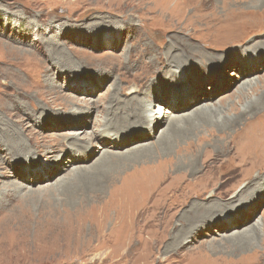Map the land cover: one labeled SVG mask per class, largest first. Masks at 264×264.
I'll return each mask as SVG.
<instances>
[{"label": "rangeland", "instance_id": "obj_1", "mask_svg": "<svg viewBox=\"0 0 264 264\" xmlns=\"http://www.w3.org/2000/svg\"><path fill=\"white\" fill-rule=\"evenodd\" d=\"M175 1L0 0V264L264 261L261 229L245 255L208 247L264 224V158L245 167L244 145L234 143L263 125V113L229 131L195 114L234 102L219 117L237 118L264 100V15L252 0ZM226 3L243 23L236 38L213 42ZM150 59L158 64L147 67ZM192 93L201 98L191 105ZM151 103L173 114L153 134L137 117ZM98 134L125 140L103 149ZM103 151L125 155L122 164H97ZM244 175L258 176L246 193ZM213 201L230 203L197 207ZM131 219L141 244L127 262L120 245L134 233Z\"/></svg>", "mask_w": 264, "mask_h": 264}, {"label": "bare ground", "instance_id": "obj_2", "mask_svg": "<svg viewBox=\"0 0 264 264\" xmlns=\"http://www.w3.org/2000/svg\"><path fill=\"white\" fill-rule=\"evenodd\" d=\"M197 1V0H196ZM196 1L194 2V0H185V1H183V0H176L175 1V6L177 7V5H179L180 6V4H181V2H182V4L183 5H185L186 6V4H185V2L186 3H190V5H191V3H192V7H194V6H196ZM208 1V0H207ZM253 1V3H254V9H255V11L256 10H258V11H260V12H258L259 13V15H264V0H252ZM206 1H201V2H197L198 4H197V6L199 7V5H203V3H205ZM228 2V1H227ZM235 3V2H234ZM206 4V3H205ZM189 5V6H190ZM196 6V7H197ZM187 7V6H186ZM188 8V7H187ZM200 8V7H199ZM199 8H198V10H199ZM176 9V8H175ZM180 9H181V11L182 12H184V8H183V10H182V7H180ZM224 13L220 16V18H218L216 21H217V25H216V28H212V31H211V33L210 34H213V37L214 38H216V40H214L213 42H216L217 40H219L220 39V35L222 36V38H224V39H227L228 37H231V36H234L235 38L237 37L236 36V34H237V31L239 30V25H241L242 23H243V21L241 20L242 19V17H241V12H237V11H233L232 9H231V6L229 5V3H226L225 5H224ZM197 10V11H198ZM196 12V11H195ZM187 15V14H186ZM185 15V16H186ZM254 15H256V14H254ZM170 16V15H169ZM184 17V16H183ZM171 21V20H170ZM173 23V22H172ZM205 25V24H204ZM206 47V46H205ZM210 47H211V45H210ZM146 53H148V51H145ZM157 52V51H156ZM151 54H153V53H151ZM152 57V55L150 56V58ZM167 59H170V58H168L167 57ZM172 59V61H174V62H177L180 58L179 57H172L171 58ZM150 63H148V62H146V66L147 67H154L155 66V64L157 63V62H155V61H153V60H151L150 59ZM158 64V63H157ZM152 65V66H151ZM150 71L151 70H149V73H150ZM146 77H147V75H146ZM252 85L253 84H247V85H245V87L243 88V89H241V90H239L238 91V93H237V98L238 99H240V101H242L243 100V98H245V96H246V88L248 87V90H249V88H250V86L252 87ZM142 86V85H141ZM142 88V87H141ZM145 88V91H146V89L147 88H149V85L148 84H146V86L144 87ZM144 88H142V89H144ZM149 90V89H148ZM147 92H149V91H147ZM143 93H146V92H143ZM247 93H248V91H247ZM194 93H192V95H191V105L195 102V100H198V99H200L201 98V96H200V94L199 93H197L196 94V96L195 95H193ZM143 99V98H142ZM231 101V100H230ZM252 102V101H251ZM233 103L234 102H230V103H228V104H226V106H222V107H219V106H210V105H202L201 107H199L198 108V110H197V112L195 113L196 114V116H198L200 119H204V120H210L212 123H215V125H217V126H219V128L221 129V130H223V131H225V130H227V131H229V130H233V129H235L238 125H239V123H240V120H242V118H245V117H248L249 115H250V113H252L253 114V112L254 113H259V112H261V113H263L262 114V118L264 119V109H262V107L261 106H263L264 105V100H261V101H259V103L256 105V104H254V103H249L250 104V106H247V108L248 109H251V111H242L243 113L240 115V116H238L237 118H233V117H230V115L227 117L228 119H223L222 118V120H220V117H219V114H220V112L224 109L225 110V108L226 107H228V106H232L233 105ZM144 106V105H143ZM147 106V109L144 111V115H140V111L138 112L139 114H138V120H139V123L141 124V125H145V126H147L148 127V133H152L153 134V125L155 124V123H158V124H161V123H163L164 121H165V118H168V116H171V115H173V114H171V113H169V112H167V111H164V108L163 107H161L160 105H157V104H153V103H151V104H149V105H146ZM143 108V107H142ZM138 111V110H137ZM142 112V111H141ZM168 113L169 115H165V113ZM229 112V111H228ZM235 112V111H234ZM240 112V111H239ZM224 114V113H223ZM231 114V113H230ZM136 117V118H137ZM192 117V116H191ZM223 117V116H222ZM190 118V117H189ZM196 118V117H195ZM225 118V117H224ZM162 119V120H161ZM192 119H194V118H192ZM190 120V119H189ZM227 121H229V122H227ZM243 121V120H242ZM248 121H250V119L248 120ZM181 124V123H180ZM241 124V123H240ZM190 128H191V130H193L194 129V127H195V123H194V121L192 120L191 122H190ZM173 126V125H172ZM212 126V125H211ZM240 126V125H239ZM175 127V126H174ZM173 127V128H174ZM178 127V126H177ZM238 128V127H237ZM239 129H241V128H239ZM169 130H170V128H169ZM168 131V130H167ZM165 134V133H164ZM227 134V133H226ZM238 135V134H237ZM231 136V135H230ZM98 139V138H100V144L102 145V148L103 149H106V148H109V147H111V146H113L112 145V140L113 141H120L121 139L122 140H125V137L123 136V135H120V136H118V137H116L114 134H113V136H110L109 134H98V135H95V139ZM167 138V137H166ZM111 144H110V143ZM234 143H236L235 145H239V144H243L244 146V148H245V151H246V155H245V157L246 158H243V162H245V163H243V166H245V167H257V160H261V159H263L264 158V156H263V154H262V151H264L263 150V145H264V121H263V125H261V124H259V126L256 128V129H254V131L252 132V134L251 135H249V133L248 132H246L245 130L244 131H242L241 133H239V135H238V137L237 138H235L234 139ZM122 144H124V143H122ZM113 147H115V146H113ZM112 148V147H111ZM155 149L154 148H150V151L151 152H153ZM105 151V150H104ZM103 151V152H104ZM110 153H108V152H104L103 154H102V157L98 160V162H97V164H100V165H105V164H107V163H110V164H115V163H119V164H122L121 163V161H123V157L125 156V155H119L118 157H116L115 155H109ZM127 155V154H126ZM130 156H132V155H130ZM114 157V158H113ZM138 157L137 156H133V157H130L129 159H130V161L133 163V162H135L136 160L138 161V159H137ZM115 159V161H112V160H114ZM140 159V158H139ZM264 162V161H263ZM262 163V162H261ZM260 164V163H259ZM232 165V164H231ZM239 166V165H238ZM232 167V166H231ZM64 169H65V166H62L61 167V169H60V171H64ZM229 169H231L230 167H229ZM240 170V168H237V170ZM258 169H260V168H258ZM264 169V168H263ZM262 169V170H263ZM116 170V169H115ZM235 171V170H234ZM256 171V170H255ZM230 172V171H229ZM232 172V171H231ZM237 172V171H236ZM248 172V171H247ZM60 173V172H59ZM58 173V174H59ZM250 173V172H249ZM262 173V172H261ZM261 173H260V175H261ZM57 174V175H58ZM224 174V173H223ZM231 173H229V175H230ZM233 172H232V176H233ZM219 175H221V174H219ZM235 175V174H234ZM239 175V174H238ZM259 175V176H260ZM225 176V175H224ZM228 177V176H227ZM239 177V176H238ZM220 178H222V177H220ZM244 178L246 179V181H250V182H248V183H246L245 184V187H244V189H242V191H243V193H246V192H248L249 191V189H250V186H251V183L254 181V180H256V179H258V176L254 179V178H251V175L249 176L248 175V177H245V175H244ZM233 179V178H232ZM234 179H236V178H234ZM254 179V180H253ZM224 180V179H223ZM230 180L231 179H229V181H228V183H230ZM232 181H234V180H232ZM231 181V182H232ZM244 181V180H243ZM225 182V181H224ZM243 183V182H242ZM227 184V183H226ZM217 185V184H216ZM224 186V185H223ZM233 186V185H232ZM235 186V185H234ZM238 187V186H237ZM237 187H232V189H230L229 191H228V193H230L229 195H231V194H233V195H235V192L237 191ZM224 189V188H223ZM253 189V188H252ZM241 191V192H242ZM233 195L229 198L230 200H231V202H233V200L236 198V197H233ZM205 196V195H204ZM186 197V196H185ZM215 197V196H214ZM213 196H211L210 198L212 199V198H214ZM211 199H209L210 201H209V203H211L212 201H211ZM228 199V200H229ZM229 203L230 202H220V203H215L214 201H213V203L211 204V206L210 207H208V208H206L205 209V204H203V202L201 203V204H199V205H197V207L199 206V208H201L200 210L201 211H203L202 209H204V211L203 212H208V213H210V212H220V211H222L224 208H226L228 205H229ZM236 203V202H235ZM198 209V208H197ZM195 213H197V211L195 210ZM138 214V213H137ZM160 214V213H159ZM165 214V213H164ZM255 214V210H253L252 209V211L251 212H249V217H247V218H245L243 221H242V224H240V226L239 227H247V225H248V223L252 220V218H253V215ZM138 216V215H137ZM200 216V218H198V217ZM205 215H195L194 217H192V219H193V221H202V217H204ZM244 216L245 215H243V216H241L240 218H244ZM145 219V218H144ZM156 219V218H155ZM204 219H205V217H204ZM160 220V219H159ZM156 221V220H155ZM166 221V220H165ZM172 221V220H171ZM148 222V221H147ZM146 222V223H147ZM150 222V221H149ZM224 222H225V220H224ZM130 223H131V230L134 232L133 233V235H131L130 236V238H129V240H128V242H122L121 243V245H120V247L121 248H125L126 246H129L127 249H125L124 250V252H123V254L121 255L122 257H121V259H123V261L125 260V261H127V262H130V255H131V252H132V249H134L135 250V248H137L141 243H140V240L138 239V236H136L135 234H136V230H138L137 228H138V222L137 221H135L134 219H131V221H130ZM153 224V223H152ZM157 224V223H156ZM170 224H171V222H170ZM159 225V224H158ZM150 226V225H149ZM151 227V226H150ZM161 228V227H160ZM206 229V228H205ZM260 229H261V231H263L264 232V224H262V225H258V226H253L251 229H246L245 231H244V233H242V234H238L236 237H232V238H228L227 240H225V242L224 243H218L217 245L216 244H208L209 246L208 247H210V250L209 251H217V250H221V249H223V250H226L225 252H236V253H238V254H243L244 252H246V251H250V250H252V249H255V248H257V242H256V240L259 238L258 236H259V233H260ZM203 230V229H202ZM199 233V232H198ZM143 235V234H142ZM156 245H157V243H155V244H153V246H151V247H147L148 249H150V248H152V249H155L156 248ZM187 245H189V242H187V243H179V242H177V244H175V246L177 247V249H179V248H183V247H185V246H187ZM174 246V247H175ZM263 246H264V241H263ZM200 248H202V247H200ZM171 250H173V249H171V247H169V246H166V248H165V251L166 252H170ZM199 250V249H198ZM200 250H203V249H200ZM208 251V250H207ZM194 253V252H193ZM197 253H199L198 251H197ZM262 253V252H261ZM195 254V253H194ZM208 255V254H207ZM243 255H245V254H243ZM264 255V254H263ZM150 256V255H149ZM148 256V257H149ZM199 256H201L202 258L203 257H207L206 256V254L204 255V254H202V255H200L199 254ZM237 256V255H236ZM147 257V256H146ZM148 257H147V259H148ZM241 257V256H240ZM239 257V258H240ZM249 257H250V255H249ZM137 258H139V257H137ZM262 258H264V256H262ZM206 259V258H205ZM204 259V260H205ZM249 260H250V258H248ZM144 260H145V258H144ZM192 260V259H191ZM200 260V259H199ZM208 260V259H207ZM261 260V259H260ZM258 261L259 263L258 264H260V262H264V261ZM139 261H137V262H135L134 264H137ZM153 262V261H152ZM152 262L150 261V262H147V264H152ZM217 262V261H216ZM215 261H212L211 259H210V262H208V263H204V264H223V263H219V262H217L216 263ZM248 262V261H247ZM244 263V259H242V261H240V262H238L237 264H249V263H251V262H249V263ZM146 263V262H145ZM165 263V262H164ZM229 263V262H228ZM255 264H257L256 262H254ZM231 264V263H230Z\"/></svg>", "mask_w": 264, "mask_h": 264}]
</instances>
